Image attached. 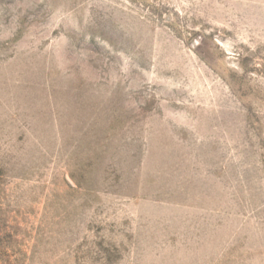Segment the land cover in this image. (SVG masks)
Instances as JSON below:
<instances>
[{"label": "rangeland", "instance_id": "obj_1", "mask_svg": "<svg viewBox=\"0 0 264 264\" xmlns=\"http://www.w3.org/2000/svg\"><path fill=\"white\" fill-rule=\"evenodd\" d=\"M0 264H264V0H0Z\"/></svg>", "mask_w": 264, "mask_h": 264}]
</instances>
